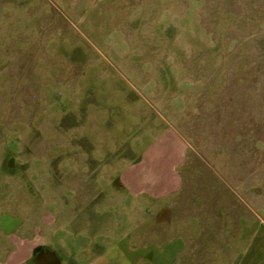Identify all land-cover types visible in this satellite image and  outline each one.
Wrapping results in <instances>:
<instances>
[{
	"label": "rangeland",
	"instance_id": "rangeland-1",
	"mask_svg": "<svg viewBox=\"0 0 264 264\" xmlns=\"http://www.w3.org/2000/svg\"><path fill=\"white\" fill-rule=\"evenodd\" d=\"M132 164L173 166L166 202L264 187V0H0V243L46 217L122 236L159 207Z\"/></svg>",
	"mask_w": 264,
	"mask_h": 264
},
{
	"label": "crops",
	"instance_id": "crops-1",
	"mask_svg": "<svg viewBox=\"0 0 264 264\" xmlns=\"http://www.w3.org/2000/svg\"><path fill=\"white\" fill-rule=\"evenodd\" d=\"M135 168L121 176L123 186L132 195L158 199L157 212L140 203L144 215L135 221L130 216L122 236L86 234L72 227L73 218L46 217L30 223L32 231L0 243V264H264V187L238 183L235 200H206L202 208L193 201L166 202L181 188L173 166L164 174ZM168 177H177L176 184L161 189ZM149 214L157 218L148 222Z\"/></svg>",
	"mask_w": 264,
	"mask_h": 264
}]
</instances>
